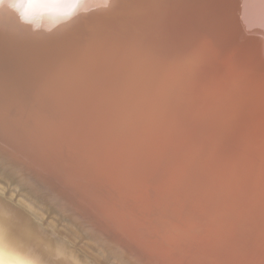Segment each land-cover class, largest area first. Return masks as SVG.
<instances>
[{"label":"bare ground","instance_id":"obj_1","mask_svg":"<svg viewBox=\"0 0 264 264\" xmlns=\"http://www.w3.org/2000/svg\"><path fill=\"white\" fill-rule=\"evenodd\" d=\"M244 1L237 14L263 16L264 0ZM16 2L0 0V125L12 128L0 126V264H146L152 242L162 251L172 245L174 264H264L248 227L214 208L210 189L199 190L188 170L198 152L212 156L207 181L219 174L215 133L204 138L192 125L194 136L176 135L182 107L244 148L264 130V109L238 119L242 106H264L259 96H235L224 110L223 91L212 97L189 86L202 60L221 51L216 42L198 50L186 44L184 61L170 46L174 16L189 21L204 1L181 2L174 7L181 14L159 18L140 0L147 15L138 18L109 0L119 5L108 13L126 36L94 21L103 0H82L69 19L63 8L37 10L30 22L9 6ZM178 28L190 32L186 23ZM58 54L71 61L60 64ZM20 107L44 115L36 119L41 125L75 126L76 133L49 149L30 147L7 118L16 119ZM41 149L49 154L39 156ZM258 194L262 208L264 188Z\"/></svg>","mask_w":264,"mask_h":264},{"label":"rangeland","instance_id":"obj_2","mask_svg":"<svg viewBox=\"0 0 264 264\" xmlns=\"http://www.w3.org/2000/svg\"><path fill=\"white\" fill-rule=\"evenodd\" d=\"M87 1L83 0L85 3ZM116 1L121 3L130 12L135 10L136 15H140L138 18L147 15V12H140V0ZM141 1L143 3L146 2L149 9L151 8V12L160 18L162 15L181 14L174 8L175 6L178 7L184 1H190L189 3H191V1L196 2L197 0ZM202 1H204L200 4L202 8L195 6V8H198H196V11L194 9L190 10L195 11L193 17L195 15L196 17L194 19L192 17L188 21L185 17H182V19L181 17L174 16L176 18L175 23H178V27L182 24H187L186 29L190 31H188L189 33L187 35H184V31H181L175 24H168L171 27H177L170 32V37L174 36L175 38L170 46L176 48L177 53H180L179 56L177 55L178 58L182 56L183 61L184 59L186 60L185 56L188 55L186 44H192L198 50L200 44H206L208 46L211 42H216L221 49L216 54L217 56L209 55V57L202 60L201 67H203V72L201 75L198 74L199 77L195 74L196 79L194 75L190 76L187 79L189 86H197L201 91L211 92L212 97H220V92L217 89L223 91L224 106L222 107L224 110L229 105V99H233L235 96L242 102H244L242 100L243 94L257 95L264 100V14L263 16L255 15L256 17L252 15L243 16L239 12L237 14L236 9H243L244 0L242 2L239 0H211V3L210 0ZM206 2L209 5L205 4ZM118 7V4L113 3H109V7L107 8L100 7L103 10L96 12L99 16L94 18V21L101 23L103 26H107L109 31H120L126 36V30L119 28V22L117 24L115 23L117 17L111 16L108 13L115 11ZM200 9L204 15L201 14ZM171 17L165 21L170 22ZM159 25H162L161 19L157 26ZM157 28H155L156 32ZM167 39L171 41L169 37ZM187 39L190 40L186 42ZM114 41L116 42L115 39ZM58 59L60 60V64L71 61L66 55L60 54H58ZM169 63L171 64L172 62L169 61ZM197 64L199 65L200 63L197 62ZM32 103H34L35 110L39 112L41 109L39 101H32ZM21 107L24 108V106ZM207 107L208 101L207 104L201 107V111L207 110ZM263 107H260L259 104L242 106L241 108L243 109L239 111L238 119L258 117L255 112L259 113L260 110L264 109ZM22 108L16 119L10 118L8 115L7 118L14 120L17 131H19L18 133H12L13 136L17 139H28V145L30 147L34 146V143H37L42 149H49L51 146L60 144L63 140H66L65 138L69 134L76 133L75 126L48 122H43V125H41L36 119H42L40 116L44 115L38 114L32 107L29 111L36 113V115ZM246 112L248 113L247 115H245ZM174 116L173 121L176 122L175 130L177 136L179 134V136L186 138L192 125L198 127L193 132L195 134H201L204 138L206 134L210 137L212 133H215L216 139L219 140V144L223 149L219 174L212 181H207L205 176L208 174L207 165L211 163L207 161H211L212 156L205 153L198 155V152L193 161L187 166L189 168L188 170L196 177V186L199 190L203 189L205 191L210 189V202L214 208L226 213L228 218L239 220L248 227L249 230L246 229L248 234L252 236V239L256 238L259 241L258 249H256L257 254L259 253L260 258L264 260V205L262 208H259L260 205L257 200L258 192L264 188L263 128L260 130L254 146L244 148L237 138L229 136L228 131H220L215 128L203 126L202 123L198 124V117L192 112H187L183 107ZM34 123L35 125H33ZM0 126L7 132L12 131L11 127ZM34 126L36 131L32 128ZM194 133H191V135L194 136ZM35 137L37 140H35ZM195 140L197 141L196 137ZM42 149L38 151V155L47 156L49 152ZM194 152H196V148ZM209 186L210 188H208ZM126 239L130 240L128 237ZM131 241L130 246L134 242L133 240ZM157 247V244L152 242L149 248H147L148 253L145 255L146 264H174L171 256L172 252H169L173 246L169 245L163 251L162 248L158 249Z\"/></svg>","mask_w":264,"mask_h":264},{"label":"snow or ice","instance_id":"obj_3","mask_svg":"<svg viewBox=\"0 0 264 264\" xmlns=\"http://www.w3.org/2000/svg\"><path fill=\"white\" fill-rule=\"evenodd\" d=\"M13 5L17 10H21V18L30 22L37 10L50 12L60 8L66 9L61 13L63 19H69L79 7H82V0H17ZM98 6L109 7V0H103L102 5Z\"/></svg>","mask_w":264,"mask_h":264},{"label":"clouds","instance_id":"obj_4","mask_svg":"<svg viewBox=\"0 0 264 264\" xmlns=\"http://www.w3.org/2000/svg\"><path fill=\"white\" fill-rule=\"evenodd\" d=\"M10 7H12V8H14V9H16V6L15 5H13V4H11V5H9ZM22 7V6H21Z\"/></svg>","mask_w":264,"mask_h":264}]
</instances>
